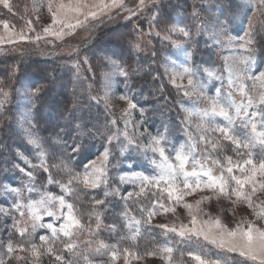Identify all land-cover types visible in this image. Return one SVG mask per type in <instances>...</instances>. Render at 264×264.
Wrapping results in <instances>:
<instances>
[{
  "label": "rangeland",
  "instance_id": "rangeland-1",
  "mask_svg": "<svg viewBox=\"0 0 264 264\" xmlns=\"http://www.w3.org/2000/svg\"><path fill=\"white\" fill-rule=\"evenodd\" d=\"M165 0H144V6L140 7V0H123V7H111L103 10L96 8L98 4H111V0H82V3L88 5V8L82 9L83 12L89 10L97 12V18H89L85 21L84 15H79V19L84 21L83 24L72 29L63 27L62 25H56L53 27V32L62 33L57 36L56 34H45L43 28L51 23V15L48 12L47 0H35V10L33 7L34 0H10L13 5L15 14L9 13L7 9L0 6V19L8 20L10 26H15L14 31L20 33L23 31L26 37H31V40H19L14 39L9 42L7 38L0 41V54H16L17 58L21 61L25 57L38 56L41 58L52 59L56 63H63L64 69L67 70L65 74L72 82L75 89L84 96L89 102H94L98 108H92L91 115L98 114L99 112L108 117V123L105 122L104 129L105 135L104 140L101 138V132L93 127L92 125L86 127L88 131L92 133L89 140L86 139L84 145L90 146V141L97 140L98 142L90 146V150L94 153L88 158L84 165L83 170L79 172L71 171L72 175L76 173H83L84 166L89 161L96 160L99 163V157L104 152L105 148H108L111 152L109 157L110 163L107 167L106 182L101 183L100 187L96 189L84 188L83 185H79L76 188V195L66 197L69 202H73L76 206L79 218L83 225L82 229L76 232L72 242L76 245L75 253L65 249L64 243L59 240L55 243V247L59 254L64 256V264H88L89 261L92 264H108L109 255L97 253V248L101 243L108 245L109 247H115L119 250V253H123L124 249H128L135 255L129 256L128 264H198L193 259V256H200L206 261L219 260L220 264H257L246 257H241L238 252H228L225 249H221L216 245L210 244L203 239V237L192 236L191 239L181 237L177 233L168 232L165 229L158 227L160 224H167L169 227L173 225L180 228L181 225H187L191 227V217L188 215V209L184 204L193 205V209L197 207V201H202L199 204L200 213L198 215V223L201 221H215L217 218L227 228L231 229L241 223V221H252L259 227H264V221L257 220L254 215L253 209L249 208L248 205L241 201H236L235 197L231 199L225 197H217L208 190H197L183 197L180 203H171L166 205L174 209V211L164 212L160 209L157 214L151 218V222L148 223L147 212H142V208L152 207V192L155 189L146 191V193L140 192V186L128 182L127 178L134 174H155V165L151 163L152 159H156L159 162V155L154 154L150 147L148 148L147 154L143 151L137 150L135 146L124 147L127 145V139L124 133L127 132L129 138L134 137L140 144L141 148L148 146L151 137L157 135L152 129L149 122V113L157 115V112H163V109L159 107L161 102H157V98H153L152 95L156 90L161 91L162 87L167 84L169 92L172 93L164 96L165 99H172L174 113L177 115L170 116L172 126L175 127L176 131H170L176 133L178 139H169L165 136L164 147L167 150L169 157L175 156V148H179L181 145H188L189 143L195 144L199 142L200 132L196 128L198 119L193 118L188 120L187 112H201L209 107V101L204 97L198 95L192 97H185L183 89H178L172 83V76L177 69H181L184 66L189 67L196 75V79L203 85L205 91V97H215L217 90H220L221 98H227L231 95V98L239 102L240 93L238 88L240 83H246L249 88L253 87L252 80H248V75H259L261 71H264V30L257 29V34L253 36V45L251 50L241 48L239 46L242 41L240 37H245V33L248 31V18L253 14V7L250 4V0H236L234 2L230 0H190L191 11L187 15L181 17L183 19L192 20L194 24L201 25L202 21L209 20L210 18L214 21L215 18L219 17L220 20H227L225 25L226 34L220 37L218 40L214 39L211 35L213 25H208V31L197 30L194 28L191 37H197L198 33L204 38V43L198 45L204 51L207 50L208 54L213 57L209 59L207 64L194 63L188 60L186 53L173 45L174 40L181 41L183 46L188 51L194 53V48L189 47L188 38L183 37L179 32H167L164 29H171L173 26L185 27L178 22L179 15L176 16L177 20H167L166 25L157 22L152 24L154 16L161 18L160 5ZM64 2L68 3L70 0H54V3ZM43 5V6H41ZM131 11H135L136 15H131ZM197 15L196 19H193V14ZM175 18V19H176ZM127 22L124 24L123 30L118 29L117 26L120 23ZM31 22V24H29ZM237 22V23H236ZM70 23L76 24V18L73 17ZM150 24H152L150 28ZM162 25V27H158ZM164 25V26H163ZM93 26V27H91ZM103 30L106 28H113L111 31H107V37L109 41L105 46H101L97 51L93 52L92 48H85L86 43L92 39L94 34L93 28ZM128 26V28H127ZM115 27V28H114ZM187 28V27H185ZM10 30L11 27H10ZM98 30V32H99ZM121 34H126L131 42L130 49L133 53H137V56L148 55L154 57L156 49L158 48L159 53H162L159 61L154 63L155 70L149 73H139L140 76L150 77L149 83L152 84L151 95L146 94L145 88L141 84L133 85V88L123 89L124 85H127L125 81L128 78L127 75H121L119 69H124L126 72V66L123 65L121 56L126 54L127 50L121 48ZM106 31V30H105ZM160 35H157V32ZM99 32V33H100ZM5 35L3 26L0 25V36ZM39 35L42 38L35 40V37ZM168 36L169 39H164ZM102 40V39H101ZM34 41V42H33ZM185 42L187 46H185ZM105 41L103 42V44ZM128 43V40L127 42ZM165 43L168 48H165ZM137 45L139 47H137ZM117 47L119 50H117ZM128 48V44H127ZM165 49V51H164ZM129 50V49H128ZM122 51V52H120ZM124 51V52H123ZM26 54V55H25ZM251 56V60L248 63L247 72L243 73L238 78L236 70L242 69L243 65L239 63L242 58ZM87 60V62H85ZM141 62V61H140ZM135 61V64L140 65L141 63ZM175 65V67H173ZM118 66V67H116ZM229 69L233 71L230 74ZM211 72L213 75L209 76ZM106 77L108 80L106 81ZM154 79L155 81H153ZM230 79L234 82L235 86L230 84ZM110 83V89H108L107 100L102 99L105 96V83ZM156 82V83H155ZM177 84L187 85V79L182 81L177 78ZM93 85L94 90L93 91ZM255 87L258 89L259 84ZM72 88V87H71ZM155 89V90H154ZM148 97L151 101V111L148 112L146 107H143L138 102L139 95ZM121 97H127L136 104V108L127 110V100L121 99ZM21 99V97H20ZM22 101L24 99L22 98ZM80 102V101H79ZM86 101H82L81 104H85ZM27 104V102H26ZM93 105V106H94ZM125 110L128 111L129 115L125 116ZM83 110L80 112L82 113ZM152 112V113H151ZM20 124L19 127L24 131L28 141L30 139L29 133L33 136L38 137L32 127L31 120L29 117L30 111L26 106L20 113ZM19 117V116H18ZM27 117V119H25ZM169 118V116H167ZM219 119V118H218ZM113 120L116 121L113 124ZM30 121V123H29ZM127 121V128L125 127ZM219 122H223L220 120ZM75 125L79 124V120L73 122ZM92 127L94 129H92ZM154 127V126H153ZM169 129V126L167 127ZM110 130V131H109ZM170 130V129H169ZM100 133V138L96 136ZM117 134L118 140L114 139L111 144L107 141V136ZM215 139V137H211ZM102 142V146L99 148V143ZM83 144V143H82ZM75 147V146H74ZM15 149V148H14ZM123 149V151H122ZM28 151V154H24V151ZM15 155L19 156V162L15 163L13 169L18 172L19 178H15V182H5L0 184V198L2 204L0 209L11 208L15 196L11 192H6V189L20 188L24 192L25 199L31 197L37 199L40 191L51 192L54 195H63L59 185L53 183L48 184V173L43 176L39 175L34 181H29V178L22 172L20 168H24L26 171L34 169L29 166L31 164H39L40 161L37 158L36 147L29 143L26 147H22L21 151L15 149ZM81 153V151H80ZM80 153H74L79 156ZM211 153V158L206 159L205 157ZM195 160L193 163L196 164L197 169L203 164L205 167H212L215 175L220 174L219 165L212 164V159L225 160L228 155L233 156V162L235 163L237 157L232 152L230 146H226L225 151H221L219 154L214 152L209 145L207 153L204 150V144L199 142V147L193 152ZM114 161V162H113ZM42 169H36V173H39ZM64 170V167L63 169ZM191 170V164L189 165ZM11 171V169L2 168V172ZM43 171V170H42ZM35 172V171H34ZM35 174V173H34ZM52 175L54 173L51 172ZM57 180H62L67 183L71 178L69 171H63V173H56ZM125 179L122 180L121 178ZM17 180V182H16ZM42 185H40V182ZM34 183L37 189L36 193H29L28 186ZM107 193V195H105ZM129 193L131 197L129 198ZM166 197V194H165ZM207 197V199H203ZM104 200L106 203L102 206L95 205V200ZM255 204H260L264 201V191H258L253 196ZM117 208L120 210L124 217V230L122 233L117 231L115 225V231L109 229V225H114L111 221H107L105 218L107 215H114L112 209ZM259 209H257L258 211ZM110 211V212H109ZM27 210L25 209V213ZM1 213V218H5V225L0 229L1 240L0 242H7L11 237L16 241L20 240V236L13 229V218H20L19 213L13 215H5ZM96 215L101 218L99 227L96 222ZM119 218L118 214L113 217ZM135 220H141L142 223L139 226V233L135 232ZM115 221V220H114ZM42 222L44 224L54 223L57 227L62 221L56 220L54 217L42 215ZM28 226L30 228L31 221L27 215L21 218V227ZM243 226H247L244 224ZM91 229V230H89ZM0 235V236H1ZM41 235L51 236L50 230L47 228H37L35 232L31 233L30 236L25 239L31 240L36 245H41L39 237ZM67 241L68 238H63ZM51 246V245H50ZM165 247L172 248L171 255L163 253L161 249ZM154 253V255H147V253ZM118 253V254H119ZM191 253V255H190ZM14 255H20L22 257H29L26 252H17ZM87 257V260L85 259ZM49 262L50 264H58L55 261L54 256H49L45 253L41 258V261ZM7 264H17L14 259L9 260ZM19 264H25L24 260H21ZM114 264H125L123 255L117 259Z\"/></svg>",
  "mask_w": 264,
  "mask_h": 264
},
{
  "label": "snow or ice",
  "instance_id": "snow-or-ice-1",
  "mask_svg": "<svg viewBox=\"0 0 264 264\" xmlns=\"http://www.w3.org/2000/svg\"><path fill=\"white\" fill-rule=\"evenodd\" d=\"M250 4L254 11L252 16L248 18V31L245 33V37H240L242 43L239 44L241 48L249 51L253 45V36L257 34V29L264 30V0H250ZM0 6L7 9L9 13L15 14L10 0H0ZM123 6V0H111V4L95 5L96 8L101 10ZM142 6H144V0H140V7ZM33 7L35 10V0ZM47 8L51 15V23L43 28V32L49 35L56 34L59 36L62 34L60 32H53V27L56 25H62L68 29L80 26L84 21L79 19V15H84L85 21L89 18L93 20L97 18L96 11L89 10L86 13L82 11V9L88 8V5L82 3V0H70L68 3H54V0H47ZM130 14L134 16L136 12L131 11ZM73 17L76 18V24L70 23ZM196 18L197 15L194 13L193 19ZM157 22L166 23V20L161 21L158 16H154L152 24ZM227 22V20H220L219 17L215 18L214 21L210 18L209 20L202 21L201 25L197 26V30L199 31L202 28L204 31H208V25L212 24L213 30L211 35L214 39L218 40L226 34L225 25ZM152 24H150V28ZM0 25L3 26L5 33V35L0 36V41L5 38L9 42H12L14 39L31 40V37H26L23 31L16 33L14 31L15 26H10L8 20L0 19ZM10 27L12 30H10ZM164 30L169 33L179 32L185 38H190L192 35L191 30L185 27L173 26L171 29L165 28ZM157 35H160L159 31ZM41 38V36L37 35L35 40H40ZM164 39H169V37L165 36ZM173 45L184 51L188 60L192 59V53L183 46L181 41L174 40ZM137 47L139 46L137 45ZM250 60L251 56L242 58L239 61L243 65V68L236 70L238 78L247 72ZM119 71L121 75H127L124 69L121 68ZM229 71L231 74L233 70L229 69ZM208 75L211 76L213 73L209 72ZM177 78L181 81L186 78L187 85L177 84ZM246 78L252 80L253 87L249 88L246 83L241 82L238 88L241 98L237 102L231 98V95L222 99L219 89L215 97H205L203 85L196 79L195 73L187 66H184L182 70L177 69L172 76L173 85L178 89H183L182 94L185 97L198 95L209 101L208 108L201 112L188 111L186 117L188 120L193 118L198 119L196 128L201 133L199 142L204 144L205 152L207 153L209 145L217 154L225 151L226 146H230L232 152L237 157L235 163L233 162L232 155L226 157V162L221 159H212V164L219 165L220 167L219 175L213 173L212 167H205L201 164L199 169H197L196 164L193 163L195 160L193 152L199 147V142L181 145L179 148H175V156L169 157L164 147L165 136L163 134L158 133L151 137L149 145L141 148L139 142L134 137L129 138L128 133H124L127 139V145L124 147L130 148L135 146L137 150L143 151L145 155L150 147L151 151L154 154L158 153L160 158L159 162L156 159H152L151 161L155 165V174H134L127 178L130 183H139L141 193L155 189L152 192V207L150 209L147 207L141 209L142 212H147L148 223L151 222V218L160 209L164 212L174 211V209L166 205H170L173 202L180 203L185 195L196 192L197 190H208L217 197H225L228 199L235 197L234 203L236 201L246 203L249 208L253 209L257 220L264 221V201H261L260 204H255L252 199L258 191H264V71H261L259 75L255 76L248 75ZM107 80L108 77H106ZM257 83L259 84L258 89L255 87ZM230 84L235 86L231 79ZM104 88L105 96L102 99L107 100L110 83L106 82ZM39 92L40 89H35L33 95H38ZM0 93L3 94V99H0V107H3L8 93L3 92L2 89H0ZM121 99L127 100V110H132L137 107L131 99L127 97H121ZM127 110L124 112L125 116L129 115ZM220 120L223 122H219ZM115 123L116 121L113 120V124ZM125 127L127 128V121ZM29 135V143L36 147L37 158L40 161L36 165L31 164L29 161V166L33 169H42L43 172L48 173V184L55 183L59 185L63 195H54L51 192L40 191L37 193L39 198L33 199L29 197L25 199L22 189H6V192H11L15 196V200L11 208L0 209V212L5 215L20 214V218H13V229L19 234L20 240L16 241L10 237L7 242H0V264H7L12 259L17 261V264L21 260H24L25 264H40V258L45 253L49 256H54L58 264H64V256L59 254L54 246L55 243L59 240L64 243L65 249L75 253L76 245L72 240L76 232L83 227L75 204L69 202L66 197L75 196L77 194L76 188L79 185H83L84 188L88 189H96L100 187L101 183H105L111 152L108 148H105L101 157L98 158L99 163L96 160L89 161L84 166L83 173L72 175L69 170V176L71 178L65 183L52 176L50 168L46 164V153L42 149V142L39 137L33 136L31 132ZM211 137H215V139ZM101 138H103V135ZM114 139L118 140L117 134L107 136L109 144ZM82 147V145H76L72 148V152L78 153L82 150ZM205 158H211V153H208ZM190 164L191 170H189ZM64 167L67 168V165H64ZM20 172L24 173L30 182L36 179L33 171H26L24 168H20ZM121 179L124 180L125 178L122 177ZM27 190L30 194L37 192L34 183H31ZM131 195L129 193V198ZM203 199H207V197ZM201 202H196L197 207L195 210L191 204L183 205L188 209V215L191 217V227L181 225L177 229L176 226L169 227L167 224H160L158 227L168 232L177 233L181 237L187 236L189 239L192 236L198 238L203 237L205 241L221 249H225L228 252H238L241 257H246L253 262H257V264H264V227H259L255 222L245 220L237 224L236 227L229 229L218 218L214 222L209 220L198 223L197 217L200 213L199 204ZM94 203L97 206H102L106 201L97 199ZM25 209L27 210L26 213ZM257 209L259 210L257 211ZM25 215L31 221L30 228L28 226L21 227V218ZM42 215L54 217L56 220L62 222L59 224V227L51 222L44 224L42 222ZM96 222L99 227L101 223L99 215H96ZM141 223V220H135V232L137 234L139 233ZM244 224L247 226H243ZM37 228H47L51 232L50 237L45 235L39 237L41 241V245L39 246L31 240L25 239L31 233L35 232ZM109 229L115 231V225H109ZM63 238L68 239L65 241ZM96 251L97 253L109 255L110 259L108 264H114L120 258V255H123L125 264H128L129 256L135 255V253H131L128 249H124L123 253H119L117 248L109 247L104 243H101ZM161 251L171 255L172 248L165 247ZM17 252H26L29 254V257L14 255ZM147 255L151 256L154 253L149 252ZM85 259L87 260V257ZM193 259L198 264H220L219 260L206 261L200 256H193ZM88 264H92V262L89 261Z\"/></svg>",
  "mask_w": 264,
  "mask_h": 264
},
{
  "label": "trees",
  "instance_id": "trees-1",
  "mask_svg": "<svg viewBox=\"0 0 264 264\" xmlns=\"http://www.w3.org/2000/svg\"><path fill=\"white\" fill-rule=\"evenodd\" d=\"M230 1L234 2L236 0ZM159 7L161 9V21L166 20L167 22L169 19L171 21L177 20L178 18H176V16L179 15V23L191 31L197 28V25L194 24L192 20H188L191 17L190 15V17L188 16L191 11L190 0H165ZM184 15L188 16L187 20L183 18L181 20V17ZM125 23L127 22L124 21L115 27L123 30ZM163 24L166 25V23ZM158 27H162V25H158ZM99 28L100 26H98V28H93V30H95L94 34L96 35L86 43L87 46L85 48H92L94 49L93 52L97 51L101 46H105L109 41L107 31L113 29L109 28L107 30L104 28L100 32ZM119 32L120 35H123L120 38L121 48L122 50H127V53L121 56L122 64L126 66L125 68L128 73V78L123 80L127 84L124 85L123 89L130 90L133 88L134 84L137 85L142 83L141 85L145 88L146 94L150 96L152 84L149 83V81L151 78L146 75L140 76L139 73H149L151 70L154 71L156 68L154 67V63L159 61L162 53L157 52V48L154 57L140 54L137 56V53H133L130 49L131 42L129 41V37L127 38L124 33L121 34V30ZM199 33L196 38H188L189 47L194 48L192 62L207 64L209 59H212V62H214L213 57L208 54L207 50L203 51L200 47L197 49V46L202 45L205 41L203 36ZM127 40L128 43H126ZM104 41L105 43L103 44ZM165 46V48H168L166 43ZM185 46H187L186 42ZM117 50H119L118 47ZM17 56L18 55L11 53L0 54V89L8 93L3 107H0V184L6 181L13 183L15 182V178H19L18 172L13 169L15 163L19 162V156L17 154L15 155L14 151L15 149L21 151L22 147L29 145L24 131L19 127L20 113L26 106L30 111L29 117L32 127L41 140L42 149L46 153V164L49 166L50 171L54 173L52 176L58 179L56 178V173L61 174L63 171L69 170H74L75 172L82 171L85 161L94 154L92 151H95L97 147L94 146V150H90V146L98 142L94 139L90 141L92 143L90 146L84 145L86 139L89 140L92 136V133L88 131L86 127L92 125L101 132V137L103 135L104 138V124L105 122L108 123V117L102 115L100 112L91 115L92 108H98V106L94 105V102L86 100L84 96L75 89L72 82L70 80L68 82L69 78L65 74L67 70H71L67 68L64 69L65 65L63 63H56L52 59L38 56H27L20 61ZM136 60L137 62L141 61L142 72H140L139 69L140 65L135 64ZM152 80L155 81L154 79ZM169 88L171 87L165 84L161 91L156 90L152 95L153 98H157V102H161L159 107L163 109L164 113L157 112V115H155L151 112L152 116L149 113L147 114L149 115L148 119L150 126L157 134L160 133L168 139L171 137L176 140L178 139V135L174 133L176 129L172 126L170 120V116H177L172 106L174 103L172 99L164 98V96L168 94L172 95V93L169 92ZM35 89H40L38 95H33ZM93 91H95L94 85ZM22 98L24 101H22ZM0 99H3L2 93H0ZM82 101H86V103L82 105ZM138 102L141 106L146 107L148 112L151 111L150 103L153 101L148 97L145 98L140 94ZM82 110L83 112L80 113ZM167 116H169V118ZM77 120H79V124L75 125L73 122ZM168 126L170 130L167 128ZM93 127L92 129H94ZM170 131L174 132L171 133ZM96 136L100 138V133ZM101 144L102 142L99 143V148L102 146ZM76 145L83 146L81 153L79 152V156H76L72 152V148ZM24 154H28V151L25 150ZM64 165H67V168H65ZM63 167L64 170H62ZM2 168L11 169L12 172H2ZM34 171L35 177L45 174L42 170L39 173H36V169H34ZM42 182L43 181L40 182V185H42ZM1 199L2 198H0V204H2ZM112 212L114 215L111 216L110 213V215H107L105 218L107 221L114 223L117 231L122 233L125 225L124 217L117 208L112 209ZM116 214L120 216V219L114 218V221L113 217L116 216ZM3 225H5V218H1L0 213V229ZM1 237L2 235L0 236V240ZM40 264L50 263L42 260Z\"/></svg>",
  "mask_w": 264,
  "mask_h": 264
}]
</instances>
